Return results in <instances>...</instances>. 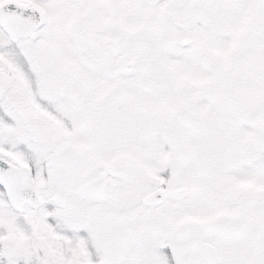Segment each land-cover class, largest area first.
I'll return each mask as SVG.
<instances>
[{
    "label": "snow or ice",
    "instance_id": "snow-or-ice-1",
    "mask_svg": "<svg viewBox=\"0 0 264 264\" xmlns=\"http://www.w3.org/2000/svg\"><path fill=\"white\" fill-rule=\"evenodd\" d=\"M0 264H264V0H0Z\"/></svg>",
    "mask_w": 264,
    "mask_h": 264
}]
</instances>
